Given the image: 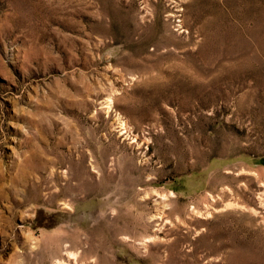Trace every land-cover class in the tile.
Listing matches in <instances>:
<instances>
[{"label":"rangeland","instance_id":"obj_1","mask_svg":"<svg viewBox=\"0 0 264 264\" xmlns=\"http://www.w3.org/2000/svg\"><path fill=\"white\" fill-rule=\"evenodd\" d=\"M0 264H264V0H0Z\"/></svg>","mask_w":264,"mask_h":264},{"label":"bare ground","instance_id":"obj_2","mask_svg":"<svg viewBox=\"0 0 264 264\" xmlns=\"http://www.w3.org/2000/svg\"><path fill=\"white\" fill-rule=\"evenodd\" d=\"M125 238L128 239L129 237L126 236ZM69 255H70V257H72V256H75L76 257V254L74 252H71V251H69ZM57 263H59V261H57Z\"/></svg>","mask_w":264,"mask_h":264}]
</instances>
